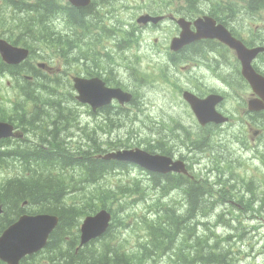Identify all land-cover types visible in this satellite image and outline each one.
<instances>
[{
    "label": "rangeland",
    "instance_id": "1",
    "mask_svg": "<svg viewBox=\"0 0 264 264\" xmlns=\"http://www.w3.org/2000/svg\"><path fill=\"white\" fill-rule=\"evenodd\" d=\"M7 1L0 0V32L8 36L9 39H17L20 43L19 46H22L25 42V47H29L34 51L33 56L29 59V66H37L36 64L38 62H44L52 58L57 63L70 64V69H75L74 74H77V58L82 59L83 63H90L92 53L90 46H88L89 44L78 45L76 36L71 33L66 35L60 31L61 22L65 21L61 17V9L58 11L59 13L56 12L58 15L57 18H53L54 13L51 14L48 11L45 15H28L27 13L22 15L17 12V8L22 6L20 0H13L10 3ZM125 1L130 7L125 9L124 13L127 15L128 23L130 22L132 24V10L136 8L135 4L138 0ZM257 1L258 3H254V5L262 7L263 9H258L257 7V11L252 9L249 15H245L244 17L240 16L241 24H236L240 33L245 37L250 36L249 33L256 24L263 25L264 23V3L259 4V0ZM158 2L157 0H153L150 4L151 8L158 6ZM141 3H145V0ZM206 3H208L206 0H200L198 5L206 6ZM54 4L57 5L58 3ZM60 4L64 5L65 2L62 1ZM122 4H118L119 12L122 11ZM37 16H43L42 18L44 20L34 19ZM245 25H251V28H245ZM156 35L163 36V33L160 31ZM35 38H37V41H33ZM108 51L111 56L114 57L116 55L113 44L110 45ZM117 58L121 61L124 60L121 56ZM101 61L106 65L109 60L101 59ZM152 62H156V60H152ZM47 76V73L37 71L31 79L25 80L24 84H22L20 82L22 79L19 80L10 73L7 74L5 71L0 73V108L7 109L8 115L13 117V123L15 125L16 123L19 124L22 130L26 129L28 132V127L30 128L32 124L34 125L36 123L35 121H40V118H55L58 115L66 117V120L73 124L72 126H77V136L68 134L66 130L65 155L67 153L77 154L80 152L79 150L77 153H72L71 150H73V147H77V149H81L82 146L94 148L95 145L89 144V138H97L100 143V148L111 146L105 149V155L117 152L123 153L126 150L137 152L138 149L147 151L150 154H156V152L162 153L161 151H166L164 149L160 150L157 146V140L159 137L166 139V133L169 131L175 132L173 137H175L176 143L184 146L180 148V150L184 151H181L179 155H184L186 158L188 156L186 155L187 151L191 157L194 158L196 156L192 164H196L197 172L191 169V174L196 178H200V184L207 191H212L209 200L203 201L206 204L205 211H199L198 213L199 218L203 220L198 225L197 231L199 232L203 228L200 232L201 235H209L211 232H216L221 238L228 234L235 235L231 241L225 242L221 246L224 249L225 247L227 249L228 246L237 249L236 255H232L235 257L236 264H264V200L258 199V197L264 198V121L257 117V127L261 129L263 135L252 146H245L243 144L241 138H239L240 126L237 125H231V128H229L230 126L207 129L200 127L199 130L198 127L200 124L192 118L186 106L180 102L173 86L163 78L162 80H152L136 89V98H140L135 106L136 110H138L136 116L139 119L138 121L135 120V117H131L129 123L126 124H121L117 120L110 123L101 114L92 115L88 105L81 104L78 100L77 104L74 103L76 101V99L72 98V94H75L74 89L64 91V87H58L64 84H57V88L48 89L50 92L47 94V88L44 85L48 81ZM36 78L38 79V83L35 82ZM64 78L68 81L66 82L67 86L70 87L69 82L72 84V80L69 81L67 77ZM24 85L28 87L30 93L34 91V98H27L22 93L24 92ZM55 108H57V111L51 114L50 110H54ZM241 115L242 117H246L243 111ZM29 118L34 121H31ZM33 129H38L39 131V134L36 133L33 138H40L44 132L41 122L39 125H34ZM88 131L89 135L92 134V136L87 134ZM29 135L30 133L28 132ZM181 137L185 139L184 144H182ZM74 138L76 139L75 141ZM163 141H160L161 146L168 144V141ZM189 144L194 149H189ZM115 145L117 148H112ZM34 146L30 141L20 143L14 140L0 144V150L9 151L19 149L26 151ZM41 148L47 151L46 148L42 146ZM222 152L224 154H221ZM61 153L60 151L58 155L60 158ZM173 155H176V153ZM176 156L180 158L178 155ZM22 157L17 153L13 156L10 155L7 161L2 162L3 165L0 166V182H2L1 180L4 177L11 178L14 176H24V174L28 175V177H35V179L36 177L39 178V176L47 177L49 175L53 178V182L51 183H56L58 186L64 187L65 193L63 196H66V199L72 202V207H77V200L82 201L84 198V191H82L81 187H85L88 191L96 187L117 188L120 184H140L142 187L141 191L131 193L126 198L128 201L126 205L127 210L131 214L135 210L132 215L133 219L139 216L143 210V206L139 204L144 203L146 206H152V203L164 202L166 204L167 202L172 203L176 199V195L173 193L176 189L166 190V188H162L157 190L149 172L138 166L130 165L126 170H113L96 181L95 186H91L92 184L90 185V182L85 181L83 173L81 176L78 165H72V168L69 169L70 172L72 169L76 171L77 168L76 173L72 175L67 173L63 179L57 172V167H49L42 160H39L38 169H33L32 173H30L29 169H27L28 164L22 161ZM125 160L124 158L120 159V161ZM211 168H214V173L208 177V170ZM224 174H227V177H229L226 182L218 178V176H223ZM217 181H220V183L216 184ZM181 188L183 187L179 189ZM248 188L252 190L251 193L246 191ZM154 191L156 194H154ZM232 193H235V198H231ZM248 197L255 198V203L249 204L242 201L243 198ZM176 202L178 203V201ZM217 202H221V205L215 208ZM113 207L116 208L117 203ZM28 213L33 214L32 212ZM124 218V215L119 214L118 218L115 219L114 217L113 220L116 223H120ZM204 222L207 224L204 225ZM126 224L117 230L120 235L124 233L129 236V232H127L129 223ZM253 227L255 229L249 232ZM80 233L79 245L76 251L83 247L80 244ZM100 239L99 241L96 240L98 245L100 244ZM190 240L192 239H188L185 242ZM195 240L197 241L199 239ZM132 242H134V239H131L130 245L133 244ZM232 242L235 243L233 244ZM181 243L179 242V245ZM190 246L193 249V241L190 243ZM129 247L134 246H127L126 248ZM229 257L233 259L231 255ZM161 258H168V256L156 257V260Z\"/></svg>",
    "mask_w": 264,
    "mask_h": 264
},
{
    "label": "flooded vegetation",
    "instance_id": "2",
    "mask_svg": "<svg viewBox=\"0 0 264 264\" xmlns=\"http://www.w3.org/2000/svg\"><path fill=\"white\" fill-rule=\"evenodd\" d=\"M51 1L58 3L57 10L60 11L61 9V17L65 19V21L61 22L60 31L66 35L71 33L76 36L78 45L89 44L88 46H90L92 53L90 63H83L82 59L77 58V74H74L75 69H70V64L57 63L52 58L44 62H38L37 66H29V59L33 56L34 51L28 47L29 56L24 61L18 63L19 68L13 66L9 68V71L5 69L6 73L20 74L25 71V76L31 79L34 73L43 71L48 74L47 77L49 78L55 79L61 77L65 79L64 77H67L69 81L72 80V76L99 77L109 87L133 92L134 98L131 103H134L136 100L135 91L138 87L155 79L162 80L163 73L167 71V81L173 86L181 103L180 93L187 90L197 97H206L209 94L220 95L221 101L217 102L215 109L229 116V119L223 125H218L214 122L207 123L204 126L200 125L198 127L199 130L200 127L207 129L230 126L229 128H231V125H237L240 126L239 138H241L243 144L245 146H252L255 143L261 133V129L257 127V117L264 121V110L257 112L249 109V100L256 97L257 94L252 91L247 79L244 77L242 66L235 52L219 40L214 39L205 28V18L206 16H211L217 23L225 25L236 37H239L235 30L236 21L234 20L232 23L224 21L220 15V11L227 7L226 0H208L206 6H199L196 3L200 2V0H196V2L195 0H187L186 5L180 3L182 0H157L159 1L157 3L158 6L153 8L150 6L153 0H145V3H141L143 0H138L135 4L136 8L132 10V20L136 24L139 23L137 19L142 15L149 14L153 17H158L157 20L152 19L141 27H137L134 22H132V25L128 23L127 15L124 12L130 6L124 0H90L87 5H73L69 0H63L65 2L64 5L60 4L62 3L61 0ZM120 3H123L121 12L118 9V4ZM209 9L217 12L210 11ZM17 12L22 14L25 12V8L19 9L18 7ZM57 17L56 13L53 14V18ZM179 18L184 20L185 28L178 24L177 19ZM160 31H162L164 37L159 35V37L152 38V33L156 34ZM183 31L190 33L192 36L191 40L178 49L172 50L169 42L175 37H180ZM0 38L5 39L11 44H20L17 39H9L8 36L1 32ZM161 38L164 44L159 42ZM257 42L264 44V38L258 39ZM111 44L115 46L116 55L114 57L108 51ZM119 56L123 57L124 60L121 61L117 58ZM0 58H2L1 55ZM150 58L152 60L155 58L156 62L149 61ZM101 59L109 61L104 65ZM254 67L259 73L264 75V54L260 60L257 59L254 62ZM112 71H114L113 74ZM66 82L68 81L65 79V86L61 85L58 87H64V91L73 89V82L72 84L69 82L70 87L67 86ZM46 88V93L48 94L50 92L48 89H52V87L47 85ZM73 97L75 98V94ZM74 103L77 104V100ZM183 103L187 104L184 101ZM111 107H115L118 110L128 109L127 106H121L117 100L113 101ZM186 108L189 110L188 104ZM89 110L92 115H103V108L99 109L98 107L93 109L89 106ZM242 111L246 117H242ZM188 113L190 114L189 111ZM35 122L34 125H39L41 122L44 131L40 138H33L36 133L39 134L38 129H33V124L28 128L31 137L26 133V129L22 130L21 126L16 124L17 129L25 133V137L15 140H18L20 143L30 141L35 145L34 149L36 151H45V149L41 148L42 146L47 151L58 156L60 151L62 154L65 152L66 130L68 134L77 136V126H72L73 124L67 121L64 116L58 115L55 118H40V121ZM166 135L167 140L164 137L163 139L159 137L157 140V146L160 150L164 149L166 151H161L162 154H169L168 156L173 160H176V155H178V157L187 163L189 169L197 172L196 164H192L196 156L194 158L191 157L187 151L186 155L188 156L186 158L184 155H179L181 151H184L180 150V148L184 146L176 143L175 137H173L175 132L169 131ZM161 139L166 142L168 141V144L161 146ZM181 139L182 144H184L185 139L183 137ZM171 140H174V142H170ZM192 147V145H188L189 149H194ZM72 149V153H77V147H73ZM175 153L176 155H173ZM221 154L224 153L222 152ZM69 155L77 157V154ZM56 164V158L51 161L48 160L46 163L47 166H52L53 168L57 167ZM208 172L213 174L214 168H211ZM169 175L174 181L178 177L174 174ZM163 179L161 178L159 182L155 181L154 184L157 190L162 188H177L176 185L179 187L186 186L179 183L171 185L167 182L166 178ZM258 199L264 200L262 197H258ZM242 201L249 204L255 203V198H243Z\"/></svg>",
    "mask_w": 264,
    "mask_h": 264
},
{
    "label": "trees",
    "instance_id": "3",
    "mask_svg": "<svg viewBox=\"0 0 264 264\" xmlns=\"http://www.w3.org/2000/svg\"><path fill=\"white\" fill-rule=\"evenodd\" d=\"M20 2L22 4L20 6L21 9L25 8V12L22 15L26 13L28 15H45L47 13L46 10H49L47 7H44L47 4L50 5L48 7L53 8L54 13H59L57 8H55L57 5L51 1L35 0L30 2L29 0H20ZM254 3L256 4L258 1L250 0L248 9L252 8ZM34 19L44 20L42 16H37ZM0 65L8 69V71L9 68L13 67L1 60ZM18 66L14 67L19 68ZM113 73L114 71H112ZM12 74L13 77L19 80L22 79L20 81L22 84H24L25 80L29 79L25 76V71L20 74ZM64 83L65 79L57 77L55 79H48L44 85H52V89H55L57 84ZM23 90L25 92V88ZM33 92H29L30 94H26V96L32 98ZM72 98H74L73 94ZM50 111L53 114L57 111V108ZM129 111V109L118 110L115 107L112 108L111 105H107L103 107L102 117L110 121V123L117 120L121 124H126L129 123L131 118ZM8 114L6 108H0V120L12 122L13 117ZM87 134L89 135V131ZM90 135L92 136V134ZM88 140L90 141L89 144L95 145L94 148L82 146L81 149H77V151L80 150L77 153V157L70 156L68 153L66 155L65 153H61L62 157L60 158L49 151H36L34 147L25 151L23 157L22 153H19V155L23 158L22 161L30 166H27L30 173H32L34 168L38 169L39 160L47 163L48 160L51 161L56 158L57 172L63 179L67 173L71 175L76 173L73 169L69 172V169L72 168V165L77 164L81 176L83 173L85 181L90 182L91 186H95L96 181L109 171L111 172L116 169L126 170V162H121L117 159L107 160L103 157L95 156L97 153H104L105 149L111 146L100 148L97 138H89ZM2 141L9 142L12 140L7 138ZM170 142L173 143L174 140ZM112 148H117V146L115 145ZM14 153H17V151L0 150V166L3 165L2 161H7L10 155ZM151 174L156 182H159L161 178H166L167 182L171 185L181 182V180L174 181L169 174L154 172ZM12 178H7L8 180L4 179L0 182V205L4 208V211L0 214V233L26 211L32 213H53L57 211L56 213L60 217L59 224L52 232L46 248L35 255L24 258L21 264H234L233 259H230L228 253L234 256L237 249L228 246L227 250H225L220 245L221 242L227 240L230 236L221 238L216 232H211L209 235H201L200 232L203 228L199 232L197 231V227L203 219L199 218V215L196 214L199 211H205L206 204L203 201L209 200L212 191H207L203 185L195 182L196 180H189L191 178L185 175H182V178L188 179L191 186L186 185L179 189L180 187L176 185L177 188L173 193L178 200L177 204L169 203L167 205L164 202L152 203V206H146L144 203L139 204L143 206V210L135 219L132 218L135 210L132 214L127 210L126 205L128 202L124 200V197L141 191L142 187L140 184H120L117 188L96 187L88 191L85 187H81L82 191H84V198L82 201L77 200V207H72V202L66 199V196H63L65 193L64 187L51 183L53 182V178L49 175L47 177L39 176V178L36 177L35 179V177H28L24 174L23 177L14 176ZM224 178H221V181L229 179L227 176ZM166 190H171V188H166ZM25 202L27 203L24 204ZM115 203H117L116 208L113 207ZM105 206L111 209L115 219L118 218L119 214H122L125 217L124 220L116 223L112 219L107 232L102 238L100 237L101 239H96L98 241L100 239L99 245L96 243V240H93L76 251L79 245V227L82 218L95 213ZM186 216H193V218L187 219ZM126 223H129L127 228L129 236L124 233L120 235L117 230L127 225ZM205 224L207 223L204 222ZM131 239H134L132 245H130ZM188 239L192 240L185 242ZM195 239L199 240L196 241ZM215 240V244H211V241ZM192 241L193 249L190 246ZM179 242H182L181 245H179ZM127 246H134L135 248H126ZM166 255L168 258L156 260V257ZM0 264L5 263L0 260Z\"/></svg>",
    "mask_w": 264,
    "mask_h": 264
},
{
    "label": "water",
    "instance_id": "4",
    "mask_svg": "<svg viewBox=\"0 0 264 264\" xmlns=\"http://www.w3.org/2000/svg\"><path fill=\"white\" fill-rule=\"evenodd\" d=\"M75 5H87L90 0H70ZM186 40V36L183 35ZM0 53L3 60L9 64L20 63L29 53L27 49L13 47L0 39ZM252 57L246 60V63ZM244 74L259 91L264 87V82L254 70L244 65ZM246 70H250L249 72ZM74 88L77 91L76 98L97 108L110 103L116 97L121 102L131 99V94L124 92L120 88H110L100 78L73 77ZM260 107H264L260 104ZM20 137L21 134L14 132L13 126L9 122L0 121V140L5 137ZM106 157V156H105ZM106 158H124L137 162L150 170L163 171L166 160L160 156H153L143 152L124 151L123 153H110ZM2 209H0V214ZM112 215L106 209L101 210L93 216L85 217L81 225L80 244L84 245L91 240L102 236L107 232ZM57 218L53 214H22L16 221L5 228L0 234V260L6 264H20L27 255H32L47 244L50 234L57 226Z\"/></svg>",
    "mask_w": 264,
    "mask_h": 264
},
{
    "label": "bare ground",
    "instance_id": "5",
    "mask_svg": "<svg viewBox=\"0 0 264 264\" xmlns=\"http://www.w3.org/2000/svg\"><path fill=\"white\" fill-rule=\"evenodd\" d=\"M42 10V9H41ZM40 10V11H41ZM47 11V10H46ZM44 13V12H43ZM43 17V16H42ZM43 21V20H42ZM43 26V25H42ZM31 27V26H30ZM39 28V27H38ZM42 28V27H41ZM45 28V27H44ZM89 43V42H88ZM68 46V45H67ZM70 47V46H69ZM65 48V47H64ZM87 50V49H86ZM81 52H83V51H81ZM56 84V83H55ZM59 85V84H58ZM47 86V85H46ZM64 86V85H63ZM22 87V86H21ZM23 88H25V92H22V93H24L25 95L27 94H30L29 92V89H28V87L25 85V87H23ZM22 90V89H21ZM31 90V89H30ZM24 91V90H23ZM36 93V92H35ZM37 95V94H36ZM27 97H29V96H27ZM31 98V97H30ZM32 98H34V97H32ZM43 98V97H42ZM15 99V98H14ZM75 99V98H74ZM40 100H42V99H40ZM56 100V99H55ZM26 102V101H25ZM54 102V101H53ZM39 103V102H38ZM43 104H44V102H42ZM21 104H22V102H21ZM56 104V103H55ZM20 105V104H19ZM26 105V104H25ZM61 105V104H60ZM108 105H111V104H108ZM41 106V105H40ZM38 108H40V107H38ZM43 108V107H42ZM24 109V108H23ZM52 109V108H51ZM35 110V109H34ZM42 110V109H41ZM47 110V109H46ZM43 111V110H42ZM33 112V111H32ZM39 112V111H38ZM68 112V111H67ZM107 113V112H106ZM34 114V113H33ZM44 114V113H43ZM12 115V114H11ZM22 115V114H21ZM39 115V114H38ZM41 115V114H40ZM47 115H48V113H47ZM1 116V115H0ZM10 116V115H9ZM122 116V115H121ZM126 116V115H125ZM4 117V116H3ZM18 117H20V116H18ZM23 117H25V116H23ZM33 117H35V115H33ZM32 117V118H33ZM47 117V116H46ZM15 118V117H14ZM22 119V118H21ZM24 119V118H23ZM30 119V118H29ZM31 120V119H30ZM28 121V120H27ZM15 122V121H14ZM18 122V121H17ZM26 122V121H25ZM122 122V121H121ZM11 124H12V126H13V129L16 131V132H18V133H20L21 134V136L22 137H25V133H23V131H21V130H19V129H17V127H16V125L13 123V120H12V122H10ZM27 123V122H26ZM136 123V122H135ZM17 124V123H16ZM25 124V123H24ZM19 125V124H18ZM48 126V125H47ZM27 127V126H26ZM29 128V127H28ZM111 129V128H110ZM26 132V131H25ZM26 133H28V132H26ZM26 136H27V134H26ZM30 136V135H29ZM46 136V135H45ZM44 137V136H43ZM160 138H163V137H160ZM162 140V139H161ZM18 141V140H17ZM5 141H0V144H3ZM49 142V141H48ZM164 142V141H163ZM166 142V141H165ZM40 143V142H39ZM65 144V143H64ZM26 148V147H25ZM28 149H29V147H28ZM87 149V148H86ZM15 151H17V153L19 154V153H22V156H24V152L25 151H23V150H15ZM26 151H28V150H26ZM34 151V150H33ZM32 152V151H31ZM17 153H14L13 155H16ZM156 153H159V152H156ZM34 154V153H33ZM10 155V154H9ZM13 155H11V156H13ZM31 155V154H30ZM37 155V154H36ZM41 156V155H40ZM95 156H97V157H103L104 159H107V160H112V159H110V158H106L107 157V155H105V153H97V154H95ZM106 156V157H105ZM3 162V161H2ZM45 164H46V162L45 161H43ZM121 162H126L127 163V167H126V169L127 168H129L130 167V165H134V166H138V167H141L142 169H144V170H146V171H148L149 172V175L150 176H152V174L151 173H160V174H174V175H176V176H178L177 177V181L178 180H181V182H179V184H185V185H188L189 184V186H191V184H190V182H188V179H185V178H182V175H184L181 171H179V169L175 166V165H169V164H166L165 166H163V171H159V169L158 170H150V169H147V168H145L144 166H142V165H140V164H138L137 162H134V161H121ZM5 164V163H4ZM8 164V163H7ZM184 166H185V172L187 173V174H189L190 176H191V179H189V180H196L195 182H198L199 184H200V178H196L195 176H193L192 174H191V169H189V167L187 166V163L184 161ZM28 167H30V166H28ZM6 168V167H5ZM7 169V168H6ZM5 169V170H6ZM10 169V168H9ZM35 169V168H34ZM4 170V169H3ZM116 170H119V169H116ZM11 171V170H10ZM27 171V170H26ZM21 172V171H20ZM25 172V171H24ZM30 172V171H29ZM110 172V171H109ZM109 172H107V173H109ZM22 173V172H21ZM107 173H105L104 175H106ZM24 174V173H23ZM29 174V173H28ZM10 175V174H9ZM104 175L102 176V177H104ZM213 174L212 173H209L208 172V177L209 176H212ZM5 176V175H4ZM12 176V175H11ZM28 176V175H27ZM2 177H3V175H2ZM23 177V176H22ZM30 177V176H29ZM101 177V178H102ZM207 177V178H208ZM5 178V177H4ZM4 178L1 180V181H3L4 180ZM12 178V177H11ZM218 178L221 180V178H220V176H218ZM6 180H8L7 178H5ZM13 179V178H12ZM18 180V179H17ZM152 180H153V182L155 183V179H153V176H152ZM231 180H234V179H231ZM13 181H15V180H13ZM19 182V181H18ZM6 183V182H5ZM220 183V181H217L216 182V184H219ZM3 184V183H2ZM1 185V184H0ZM201 185V184H200ZM4 186V185H3ZM2 187V186H1ZM4 189V188H3ZM172 190H174V189H176V188H171ZM246 191L248 192V193H251L252 192V190L251 189H246ZM2 193V192H1ZM7 194V193H6ZM154 194H156V192L154 191ZM154 196V195H153ZM128 196H126V197H124V200L125 201H127L126 200V198H127ZM176 201H178L177 200V198L175 199V201L174 202H172V203H176L177 204V202ZM128 202V201H127ZM3 203V202H2ZM7 203V202H6ZM8 203H10L9 201H8ZM27 202H25L24 204H26ZM170 202H167L166 204L168 205ZM13 205V204H12ZM219 205H221V202H217L216 204H215V208H217ZM0 209H2V211H4V208H3V206L2 205H0ZM103 209H107L110 213H111V215H112V219H114V214H113V212L111 211V209L109 208V207H101L98 211H96L95 213H93V214H90V215H88V216H93V215H95V214H97L98 212H100L101 210H103ZM128 209V208H127ZM131 209V208H130ZM29 211H26V212H23L22 214H25V213H28ZM38 213H49V214H53L56 218H57V223L59 224V221H60V217H59V214H57L56 212H53V213H50V212H33V214H38ZM21 214V215H22ZM30 214V213H29ZM20 215V216H21ZM196 215H198V214H196ZM223 215H225V214H223ZM19 216V217H20ZM88 216H86V217H88ZM18 217V218H19ZM204 217H206V216H204ZM17 218V219H18ZM186 218L187 219H191V218H193V216H186ZM16 219V220H17ZM15 220V221H16ZM207 220H209V219H207ZM82 221H83V219H82ZM82 221H81V224H80V232H81V225H82ZM12 224V223H11ZM58 224H57V226H58ZM56 226V227H57ZM8 227V226H7ZM6 227V228H7ZM56 227L54 228V230L56 229ZM5 229V228H4ZM3 229V230H4ZM255 229V227H253L251 230H249V232L250 231H252V230H254ZM53 230V231H54ZM52 231V232H53ZM2 233V232H1ZM0 233V234H1ZM52 234V233H51ZM51 234H50V236H51ZM228 236H230V237H228ZM225 237H228L227 238V240H225V241H223V242H221L220 243V245H223V243H225V242H228V241H231L234 237H235V235H232V234H228V235H226ZM49 240H50V237H49ZM49 240H48V242H49ZM215 242H216V240L215 241H213V242H211V244H215ZM233 244L235 243V242H232ZM48 245V244H47ZM46 245V246H47ZM46 246L43 248V249H45L46 248ZM43 249H41L40 251H38V252H36V253H34V254H32V255H35V254H37V253H39V252H41ZM225 250H227L226 248H225ZM32 255H27L26 257H28V256H32ZM228 255L230 256V254L228 253ZM26 257H24V258H26ZM233 256H231V258H232ZM23 258V259H24ZM22 259V260H23ZM233 261H234V264H236V260H235V257H233ZM3 262V261H2ZM22 262V261H21ZM5 263V262H4ZM6 264V263H5ZM21 264V263H20Z\"/></svg>",
    "mask_w": 264,
    "mask_h": 264
}]
</instances>
